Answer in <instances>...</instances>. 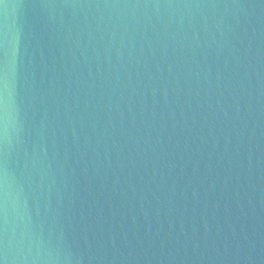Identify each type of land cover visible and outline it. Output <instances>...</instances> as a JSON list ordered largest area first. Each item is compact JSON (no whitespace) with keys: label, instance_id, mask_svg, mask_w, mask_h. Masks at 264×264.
Listing matches in <instances>:
<instances>
[{"label":"water","instance_id":"1","mask_svg":"<svg viewBox=\"0 0 264 264\" xmlns=\"http://www.w3.org/2000/svg\"><path fill=\"white\" fill-rule=\"evenodd\" d=\"M0 264H264V0H0Z\"/></svg>","mask_w":264,"mask_h":264}]
</instances>
